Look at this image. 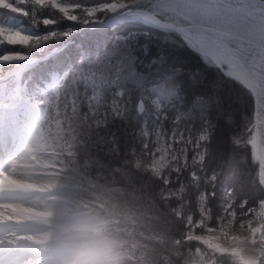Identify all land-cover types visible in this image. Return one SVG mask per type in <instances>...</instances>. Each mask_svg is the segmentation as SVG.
Listing matches in <instances>:
<instances>
[{
    "label": "snow or ice",
    "instance_id": "snow-or-ice-1",
    "mask_svg": "<svg viewBox=\"0 0 264 264\" xmlns=\"http://www.w3.org/2000/svg\"><path fill=\"white\" fill-rule=\"evenodd\" d=\"M0 48V264H119L121 221L141 261L264 264V0H0Z\"/></svg>",
    "mask_w": 264,
    "mask_h": 264
},
{
    "label": "clouds",
    "instance_id": "clouds-1",
    "mask_svg": "<svg viewBox=\"0 0 264 264\" xmlns=\"http://www.w3.org/2000/svg\"><path fill=\"white\" fill-rule=\"evenodd\" d=\"M78 215L76 212L71 214L72 218L69 221L70 234L75 236L79 234L81 229L91 234L90 226L80 223L77 219ZM108 231L110 233L109 239L114 241L111 251L119 257V264H156L154 259L146 258L143 261L139 259L141 241L138 239L137 232L128 227L124 221H121L119 225L115 223L109 225ZM134 256L136 259H133Z\"/></svg>",
    "mask_w": 264,
    "mask_h": 264
},
{
    "label": "trees",
    "instance_id": "trees-1",
    "mask_svg": "<svg viewBox=\"0 0 264 264\" xmlns=\"http://www.w3.org/2000/svg\"><path fill=\"white\" fill-rule=\"evenodd\" d=\"M131 31H136L139 33H143L145 31H148L146 27H141L138 29H130ZM180 38L177 36H172L169 39H165L163 35L161 34H152L149 36H145L143 34H140L136 38V44L138 46L137 49V56L140 60H143L145 64L148 63V61L152 58H154V55L157 51L160 49H163L166 54H170L171 60H175L178 63H183L187 68H200L202 67V62L199 61V59L196 57L194 53L191 52L190 49L187 47H181L180 44L173 43L175 40H179ZM144 45H147L150 49L149 55H144L142 52L139 51V47H142ZM111 47V45H109ZM3 49L0 48V52H2ZM140 72H144L145 68L143 66L138 67L137 69ZM206 75L214 76L215 73H206Z\"/></svg>",
    "mask_w": 264,
    "mask_h": 264
}]
</instances>
